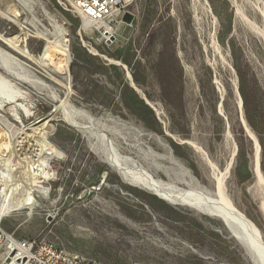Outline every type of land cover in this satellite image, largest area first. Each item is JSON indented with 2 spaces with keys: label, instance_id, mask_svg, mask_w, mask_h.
<instances>
[{
  "label": "rangeland",
  "instance_id": "obj_1",
  "mask_svg": "<svg viewBox=\"0 0 264 264\" xmlns=\"http://www.w3.org/2000/svg\"><path fill=\"white\" fill-rule=\"evenodd\" d=\"M38 1L66 32L69 103L85 114L76 122L104 135L134 179L108 166L95 135L52 116L54 103L43 92L18 85L27 98L15 103L30 110L17 108L23 124L12 121L7 102L0 115L24 129L49 117V141L65 157L51 160L46 197L34 195L31 210L5 217L3 230L102 264H249L220 220L133 182L146 172L177 189L214 194L220 180L223 195L264 242V48L235 17L254 0H124L123 21L107 44L62 0ZM247 10L261 25V15ZM35 12L49 27L40 7ZM23 26L36 52L40 42ZM0 32L22 41L20 29L3 19ZM245 126L260 148L262 181L253 172L255 145Z\"/></svg>",
  "mask_w": 264,
  "mask_h": 264
},
{
  "label": "bare ground",
  "instance_id": "obj_2",
  "mask_svg": "<svg viewBox=\"0 0 264 264\" xmlns=\"http://www.w3.org/2000/svg\"><path fill=\"white\" fill-rule=\"evenodd\" d=\"M13 1L0 0V4H4L3 7L0 5V19L17 26L23 33V38L18 43L0 32V109L2 104L7 102L10 105L8 113L12 121L23 124L20 119L21 116L19 117L17 112V108H20L22 104H16L15 101L16 99L25 101L27 97L20 92L17 86L25 85L27 88L36 90V93L43 92L44 96L54 103L52 116L59 115L64 122L82 134L95 135L97 139L93 138L99 140L104 151H101L103 153L101 156L108 166L112 167L122 178L134 179L132 178L134 173L126 168L127 159L121 157L113 149H109L108 146L111 143L104 135L97 131H91L76 122L77 118H83L85 114L76 110L69 103L71 89L70 84L68 83V85L66 81L69 77L70 51L64 28L49 16L38 0ZM37 6L47 18L49 27L45 26L43 21L37 17L35 12ZM245 7H247L246 10L248 9L247 11L257 12L261 15V25H257L248 19L245 9L238 8L235 15L236 20L244 24L260 39L264 48V2L254 0V2H248ZM21 11L27 15L24 20L21 19ZM122 19L123 17H119L118 22H122ZM23 24L32 29L33 37L40 42L36 52H33L27 44L28 37ZM53 86L57 87L58 90L54 89ZM60 93L63 94V97L59 95ZM22 107L25 113L30 112L25 105ZM51 121L52 119L48 117L46 122L35 127V129H24L14 126L7 118L0 115V146H4L6 150L10 149L6 160L0 158V184L4 185L3 196L0 197V219L3 220L16 211L31 210V206L35 204V194L41 197H46L48 194L45 183L52 179L55 174L54 171H50L51 160L54 158L64 159L65 157L49 141V136L53 130ZM247 128L245 126L255 145L253 172L257 179L262 181L260 148L255 136ZM4 162H6V169L2 170ZM139 175L136 176L140 178L134 180L133 183L143 186L164 201L190 208L198 214L220 220L243 250L248 263L264 264V242L259 230L223 195L220 180L216 182L215 193L210 194L193 187L187 189L171 187L155 180L152 175L146 172H140ZM262 207L264 210V204Z\"/></svg>",
  "mask_w": 264,
  "mask_h": 264
},
{
  "label": "built area",
  "instance_id": "obj_3",
  "mask_svg": "<svg viewBox=\"0 0 264 264\" xmlns=\"http://www.w3.org/2000/svg\"><path fill=\"white\" fill-rule=\"evenodd\" d=\"M62 2L76 13L83 28L94 34L99 42L112 43L124 0H62ZM3 150L4 153L0 154V158L6 160L10 151ZM5 164L6 162L2 170L6 169ZM3 187L4 185L0 184V197L3 196ZM1 223L2 219H0V264H102L49 243L16 239L3 230Z\"/></svg>",
  "mask_w": 264,
  "mask_h": 264
},
{
  "label": "trees",
  "instance_id": "obj_4",
  "mask_svg": "<svg viewBox=\"0 0 264 264\" xmlns=\"http://www.w3.org/2000/svg\"><path fill=\"white\" fill-rule=\"evenodd\" d=\"M55 186H56V183H53V187L55 188Z\"/></svg>",
  "mask_w": 264,
  "mask_h": 264
}]
</instances>
